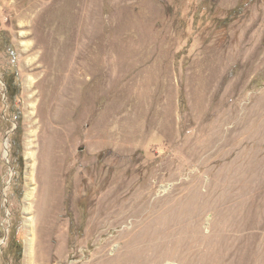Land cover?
Masks as SVG:
<instances>
[{"label":"rangeland","instance_id":"obj_1","mask_svg":"<svg viewBox=\"0 0 264 264\" xmlns=\"http://www.w3.org/2000/svg\"><path fill=\"white\" fill-rule=\"evenodd\" d=\"M60 77L84 103L65 149L86 170L66 166L52 201L60 142L39 93ZM7 80L20 86L13 104ZM96 167L103 177L87 175ZM128 183L119 210L142 206L95 235L91 201ZM262 189L264 0H0V264H87L102 246L106 264H264Z\"/></svg>","mask_w":264,"mask_h":264},{"label":"bare ground","instance_id":"obj_2","mask_svg":"<svg viewBox=\"0 0 264 264\" xmlns=\"http://www.w3.org/2000/svg\"><path fill=\"white\" fill-rule=\"evenodd\" d=\"M79 4V3H78ZM85 4V3H84ZM81 6H82V3L80 4ZM77 6V5H76ZM84 7H86V4H85V6ZM78 8V7H77ZM87 8V7H86ZM85 9V8H84ZM77 10V9H76ZM75 10V11H76ZM84 11H86V9L84 10ZM76 12H78V11H76ZM83 13V12H82ZM76 14V13H75ZM83 36V35H82ZM98 36V35H97ZM85 39V38H84ZM88 39V38H87ZM101 40V39H100ZM38 41V40H37ZM87 41V40H86ZM88 41H90V40H88ZM91 41H92V39H91ZM102 41H104V40H102ZM40 42V41H39ZM83 42V41H82ZM84 42H85V40H84ZM90 43V42H89ZM79 44V43H78ZM83 44V43H82ZM87 44V43H86ZM91 44V43H90ZM89 44V45H90ZM100 44H102V43H100ZM36 45H37V43H36ZM39 45V44H38ZM37 45V46H38ZM43 45V44H42ZM103 45H105V44H103ZM79 46V45H78ZM91 46V45H90ZM96 46H98L97 45V43H96ZM100 46V45H99ZM40 47V46H39ZM44 47V46H43ZM76 47V46H75ZM75 47H74V49H75ZM89 47V46H88ZM101 47V46H100ZM103 47V46H102ZM47 48V47H46ZM81 48V47H80ZM86 49H87V46L85 47ZM99 48V47H98ZM105 48V47H104ZM40 49H41V47H40ZM45 49V48H44ZM72 49V48H71ZM96 49V48H95ZM102 49V48H101ZM46 50V49H45ZM78 50V49H77ZM81 50H82V48H81ZM80 50V51H81ZM99 50V49H98ZM51 51V50H50ZM70 51V50H69ZM76 51V50H75ZM74 51V52H75ZM79 51V52H80ZM43 52H45L44 50H43ZM63 52V51H62ZM71 52V51H70ZM72 52H73V50H72ZM88 52H89V50H88ZM87 52V53H88ZM50 53V52H49ZM64 53V52H63ZM66 53H68V50L66 51ZM81 53V52H80ZM94 53H95V51H94ZM98 53V52H97ZM52 54V53H51ZM50 54V55H51ZM69 54V53H68ZM77 54V53H76ZM76 54H75V56H76ZM63 55V54H62ZM62 55H60V54H58L55 58H57L58 56H61L62 57ZM89 55V54H88ZM64 56V55H63ZM78 56V55H77ZM76 56V57H77ZM60 58V57H59ZM63 58V57H62ZM61 58V59H62ZM67 58V57H66ZM69 59V58H68ZM74 60H75V58H73ZM73 59H72V61H73ZM77 59V58H76ZM104 60H105V58H104ZM41 61V60H40ZM43 61V60H42ZM54 61V63H55V59L53 60ZM100 65H99V72H97L98 73V75L100 76V80H99V83H98V81H97V85H95V86H93V85H91V86H93L92 88H95V90H96V95H97V97L98 98H103V96H104V93H105V85H104V81H105V69H104V61H103V51L102 50H100ZM66 62V61H65ZM69 62V61H68ZM75 62V61H74ZM74 62H72V63H74ZM78 62V61H77ZM41 63V65H43L42 63H44V62H40ZM60 63H61V60H60ZM47 64V63H46ZM51 64V63H50ZM50 64H48V66L47 67H49V65ZM57 64V63H56ZM69 64V63H68ZM75 64V63H74ZM61 65V64H60ZM73 65V64H72ZM97 65V64H96ZM65 66V65H64ZM98 66V65H97ZM51 67H52V65H51ZM49 68V69H52V68ZM54 67V66H53ZM57 67V66H56ZM61 67H63V64L61 65ZM70 67V66H69ZM68 67V68H69ZM72 67H74V66H72ZM71 67V68H72ZM76 67V66H75ZM38 68H40V67H38ZM42 68V67H41ZM58 68V67H57ZM78 68V67H77ZM37 69V68H36ZM46 69V68H45ZM48 69V70H49ZM56 69V68H55ZM98 69V68H97ZM44 70V69H43ZM42 70V71H43ZM48 70H47V72H48ZM61 70V69H60ZM70 70V69H69ZM72 70V69H71ZM79 70V69H78ZM81 70V69H80ZM58 71H59V69H58ZM63 71H64V69H63ZM63 71L61 72V73H63ZM65 71H67V69L65 70ZM74 71H76V70H73V72ZM45 72V71H44ZM51 72V71H50ZM49 72V73H50ZM53 72H54V70H53ZM69 72V71H68ZM84 72V71H83ZM94 72H95V70H94ZM42 73V72H41ZM67 73V72H66ZM66 73H65V75H66ZM70 73V72H69ZM71 73H72V71H71ZM70 73V75H75L74 73L73 74H71ZM76 73V72H75ZM86 73V72H85ZM92 73V72H91ZM48 74V73H47ZM51 74H52V72H51ZM50 74V75H51ZM59 74V73H58ZM49 75V74H48ZM64 75V76H65ZM83 75V74H82ZM95 76H96V73L94 74ZM57 76V75H56ZM55 76V77H56ZM68 76V75H67ZM91 76V75H90ZM45 77V76H44ZM48 76H46V79H48L47 78ZM52 77V76H51ZM51 77H49L50 79H52ZM75 77V76H74ZM84 77V76H83ZM93 77V76H92ZM43 78V77H42ZM60 78H62V77H60ZM58 79L57 78V81L55 80V82L52 84V85H50L49 84V82H48V85H45V87H43V89L41 88V91H40V93H39V97H40V95H44V98L45 99H47V101H48V104H49V111L51 112V121H50V126H52L53 127V132H52V134H53V137L55 138V139H57L60 143H59V145L56 147L57 148V150H58V152H59V156H57L54 160H53V163H52V166H53V168H52V170H53V174H52V179H50L51 181H50V183H48V181H46L45 180V183H44V188H43V190H44V194L43 195H45V197L46 196H49L50 195V193L51 194H53L54 196H53V198H52V201H53V199H54V197H56V201H58V198H60V196H61V187H60V185H62V184H60V183H62V181H59V179L58 178H61L62 177V173H63V171H64V169L66 168V166H69L70 168L72 167V169H76V170H78V173H81V168L83 169L84 168V170H86V166H83V165H81L79 162H77L76 161V159H74V158H71L70 156H69V154L67 153V151H66V139L65 138H69V131L71 132V129H69V122L70 121H73V120H76L78 117H77V114H78V111L80 110V108L82 107V105L84 104V103H82V104H77L76 103V93L75 92H78V94H79V91H77L78 89L77 88H75L76 86H77V84H76V86L71 82V81H69L68 79H66V78H62V79ZM98 78V77H97ZM49 79V80H50ZM56 79V78H55ZM96 79V78H95ZM99 79V78H98ZM53 80V79H52ZM84 80V79H83ZM95 82V81H94ZM96 83V82H95ZM94 83V84H95ZM106 84V83H105ZM86 86H87V84H86ZM79 88V87H78ZM83 88V87H82ZM77 89V90H76ZM33 92V91H32ZM86 92V91H85ZM84 95V94H83ZM77 96H79V95H77ZM83 98V97H82ZM36 99V98H35ZM41 105V104H40ZM39 105V106H40ZM104 105V104H103ZM36 106V105H35ZM34 107V106H33ZM40 108H43V106H40ZM40 108H39V110H40ZM44 109V108H43ZM38 110V109H37ZM60 111V112H59ZM57 112L61 115V116H63V117H61L60 116V118H62L61 120H56L55 119V117H56V115H59V114H57ZM40 117V115L38 114V113H36V117ZM77 117V118H76ZM59 119V118H58ZM39 121V120H38ZM78 121H80V120H78ZM39 124V123H38ZM43 126V125H42ZM78 126V125H77ZM221 126H223V124L221 125ZM41 127V126H40ZM43 128V127H42ZM77 129V128H76ZM44 130V129H43ZM43 130H42V132H43ZM52 130V129H51ZM51 130H49V133L51 132ZM220 130V129H219ZM221 131V130H220ZM74 132V131H73ZM216 133V132H215ZM214 133V134H215ZM220 133V132H219ZM218 133V134H219ZM47 135V134H46ZM211 136V135H210ZM219 136H220V134H219ZM217 137V136H216ZM215 138V137H214ZM48 139V138H47ZM216 139V138H215ZM69 140V139H68ZM50 141H51V139H50ZM220 141H222V139L220 140ZM224 141V140H223ZM226 141V140H225ZM70 142V141H69ZM68 142V143H69ZM217 142V141H216ZM45 143V142H44ZM100 143V142H99ZM218 143V142H217ZM221 143V142H220ZM226 143V142H225ZM48 144V143H47ZM54 144V143H53ZM52 144V145H53ZM219 144V143H218ZM230 144V143H229ZM228 143H227V145H229ZM56 145V144H55ZM91 145V144H90ZM226 145V144H225ZM48 146H49V144H48ZM51 146V145H50ZM220 146V145H219ZM218 146V147H219ZM53 147V146H52ZM56 148H54V149H56ZM184 148V147H183ZM186 148H187V146H186ZM223 148V147H222ZM218 149V148H217ZM50 151H52V150H50ZM189 151V150H188ZM192 152H194V151H192ZM222 152V151H221ZM191 153V152H190ZM33 155V154H32ZM185 155H186V153H185ZM189 155H191V154H189ZM48 157H50V156H48ZM55 157V156H54ZM184 163V162H183ZM89 166V165H88ZM49 169V168H48ZM96 170H93V169H90V170H88V172H87V175L88 176H94V177H103L105 174H104V168L103 167H100V168H98V167H96L95 168ZM42 172V171H41ZM104 174V175H103ZM144 174V173H143ZM142 174V175H143ZM50 176V175H49ZM121 176H123L122 174H121ZM121 176H119V177H121ZM138 175H136V177H137ZM140 176V175H139ZM146 176V175H145ZM144 176V177H145ZM45 177V176H44ZM36 176H35V179H33V181H36ZM105 178H106V176H105ZM123 178V177H122ZM133 178V177H132ZM138 178H141V177H138ZM38 179H40V178H38ZM134 179H136V178H134ZM147 179V178H146ZM61 180H62V178H61ZM102 181H103V179H101ZM100 180V181H101ZM129 180V179H128ZM139 180V179H138ZM137 179H136V181H138ZM83 181V180H82ZM127 181V180H126ZM135 181V182H136ZM147 181H148V179H147ZM146 181V183H148ZM37 182V181H36ZM39 182V181H38ZM41 182V181H40ZM39 182V183H40ZM84 182V181H83ZM92 182V181H91ZM94 183V182H93ZM121 183V182H120ZM130 184H132L131 183V181L129 182ZM129 183H128V185H129ZM139 183V182H138ZM137 183V184H138ZM141 183V182H140ZM104 184H105V182H104ZM134 184V183H133ZM43 185V184H42ZM93 185V184H92ZM99 185V184H98ZM115 185V184H114ZM127 185V184H126ZM139 185V184H138ZM144 185H145V183H144ZM149 185V184H148ZM88 186V185H87ZM137 186V185H136ZM135 186V187H136ZM146 186H147V184H146ZM150 186V185H149ZM39 187V186H38ZM98 187V186H97ZM104 187H105V185H104ZM133 187V186H132ZM132 187H130V185L127 187V186H125V185H120V186H118L117 188H115L114 190H112V189H110L111 191H112V195H111V197H107V196H101V198H97V201L96 202H93V201H95V200H92L91 201V205H90V209H91V211H90V213H91V217H92V225L91 224H89V225H91V231H95V235H97V234H99V235H102L104 232H103V229H104V226H105V223H106V221H107V219H109V218H114L115 219V223L117 224V222H120L122 219H125V217H127V216H132V215H134L133 213L135 212L134 211V209L136 208V210H139L140 209V207L142 206H140L139 207V209L137 208V204L139 203V201H138V203H137V201L136 202H130L129 204H131V207H127L126 206V209H125V207H124V209L123 210H119L120 208H121V206H123V203L124 202H128V201H130L132 198H133V196H134V194H135V190L134 189H136L135 187H134V189L132 188ZM144 186H143V183H142V188H143ZM99 188V187H98ZM102 188V187H101ZM137 188H140V185H139V187H137ZM149 188V187H148ZM97 188H95V190H96ZM100 189V188H99ZM141 189V188H140ZM38 190H40V189H38ZM101 191H103V190H101ZM138 191H139V193L141 192V191H143V190H139L138 189ZM146 191V190H145ZM148 191H152V190H148ZM35 192H36V189L34 188L33 190H32V192L30 193V197H33L34 196V194H35ZM98 191H96V193H97ZM137 192V191H136ZM217 192V191H216ZM225 192V191H224ZM261 193H264V189H262L261 191H260ZM39 193H40V191H39ZM98 193H100V192H98ZM145 193V192H144ZM150 193V192H149ZM95 194V193H94ZM102 193H100V195H101ZM209 194V193H208ZM217 194V193H216ZM41 195V194H40ZM137 195V194H136ZM147 195V194H146ZM256 195H258V194H256ZM38 196H39V194H38ZM144 196V195H143ZM150 196V195H149ZM43 197V196H42ZM51 197V196H50ZM228 197V196H227ZM227 197H226V199H227ZM257 196H255V198H256ZM254 198V197H253ZM259 198V197H258ZM51 199V198H50ZM136 199V198H135ZM138 199H139V194H138ZM250 199V198H249ZM44 200V199H43ZM133 200V199H132ZM252 200V199H251ZM45 201L46 200H44V203H45ZM48 201V200H47ZM60 201V200H59ZM248 201H250V200H248ZM148 202V201H147ZM225 202V201H224ZM251 202H253V201H251ZM257 202V201H256ZM49 203H52L51 202V200H50V202ZM61 203V202H60ZM59 203V204H60ZM142 203V202H141ZM147 203H145V207L147 206L146 205ZM43 205H45V204H43ZM43 205H41V206H43ZM51 205V204H50ZM137 205V206H136ZM46 206V205H45ZM45 206H43L42 208H45V209H48V208H46ZM52 206V205H51ZM50 206V207H51ZM125 206V205H124ZM57 207H59L58 206V202H56L55 204H54V206H52V208H53V210L52 211H50L51 213H50V215H51V217H52V215H53V213H54V211H55V209L57 208ZM60 208V207H59ZM123 208V207H122ZM41 209V208H40ZM143 208H141V210H142ZM143 210H145V209H143ZM45 212V211H44ZM145 212H147V211H144V213ZM149 212V211H148ZM43 213V212H42ZM136 213V212H135ZM139 213V212H138ZM140 214V213H139ZM139 214H137L138 216H139ZM143 214V213H142ZM149 214V213H148ZM136 215V214H135ZM150 215V214H149ZM231 215V214H230ZM141 216H143V215H141ZM145 216V215H144ZM147 216V215H146ZM145 216V217H146ZM151 216V215H150ZM225 216V215H224ZM134 217V216H133ZM140 217V216H139ZM41 218V217H40ZM39 218V219H40ZM128 218V217H127ZM135 218H136V216H135ZM141 218V217H140ZM225 218V217H224ZM230 218V217H229ZM43 219V218H42ZM137 219H138V217H137ZM180 219V218H179ZM182 219V218H181ZM126 220V219H125ZM176 220H177V218H176ZM183 220V219H182ZM226 220V219H225ZM41 221V220H40ZM91 221H89V222H91ZM124 221V220H123ZM164 221V220H163ZM170 221H171V219H170ZM172 221H173V218H172ZM170 222L169 223V225L168 226H170L171 225V223H173V222ZM231 221V220H230ZM167 222V221H166ZM169 222V221H168ZM167 222V223H168ZM179 222V221H178ZM226 222H227V220H226ZM225 222V223H226ZM163 223V222H162ZM113 224H114V221H113ZM39 225V224H38ZM38 225L35 227V230H34V228H33V234H35V232H38L39 230H38ZM164 225H165V223H164ZM167 225V224H166ZM178 225H181V223H179ZM186 225V224H185ZM227 225H228V223H227ZM177 226V225H176ZM171 228H172V226H170ZM184 227V226H183ZM189 227V226H188ZM187 227V228H188ZM228 227V226H227ZM263 227V226H262ZM170 228V229H171ZM180 228V227H179ZM166 229H167V226H166ZM168 229H169V227H168ZM175 229L176 228H174L173 230L175 231ZM191 229H193L192 227H191ZM181 230V229H180ZM183 230V232H184V234L186 233L187 234V232H185L184 231V229H182ZM189 230V229H188ZM167 230H165V232H166ZM173 231V232H174ZM179 231V230H178ZM191 231H193V230H191ZM164 232V231H163ZM161 233H162V231H161ZM178 233V232H177ZM190 233V232H189ZM225 233V232H224ZM227 233V232H226ZM233 233V232H232ZM41 234V233H40ZM94 234V233H93ZM92 234V236H94ZM154 234V233H153ZM156 234V236H158L159 237V235H157V232L155 233ZM164 234H166V233H164ZM170 234H171V232H170ZM168 235V234H167ZM173 235H175V233H173ZM177 235V234H176ZM227 235V234H226ZM232 235V234H231ZM33 236V238H32V245H33V247H34V235H32ZM153 236H155V235H153ZM155 236V237H156ZM165 236V235H164ZM181 236V235H180ZM183 236V235H182ZM172 237V236H171ZM174 238H175V236H173ZM179 237V236H178ZM184 237V236H183ZM183 237L181 238V240L183 239ZM187 237V236H186ZM192 237V236H191ZM153 238V237H152ZM188 238V237H187ZM158 239H160V238H158ZM169 239V238H168ZM173 239V238H172ZM179 239V238H178ZM193 239V238H192ZM156 240V239H155ZM175 240V239H174ZM180 240V241H181ZM179 241V242H180ZM183 242H184V239H183ZM189 242V241H188ZM190 242H191V240H190ZM36 243V242H35ZM185 244V243H184ZM32 245H31V248H32ZM172 245V244H171ZM180 245V244H179ZM178 246V245H177ZM176 246V247H177ZM184 246V245H183ZM35 248V247H34ZM33 249V248H32ZM35 251V250H34ZM184 251V250H183ZM31 252V251H30ZM34 255V254H33ZM31 256V255H30ZM127 256H131V254L130 255H127ZM34 257V256H33ZM43 257V256H42ZM31 258V257H30ZM37 258V257H36ZM35 258V259H36ZM44 259H45V257H43ZM43 258H42V260H43ZM127 258V257H126ZM129 258V257H128ZM127 258V259H128ZM41 259V258H40ZM107 257H106V246H102V248H100L99 250H98V252L96 253V255H94L93 256V258H92V260L90 261V262H88L87 264H106V262H107ZM34 261V260H33ZM38 261V260H37ZM123 261V260H122ZM121 261V262H122ZM30 262V261H29ZM120 262V263H121ZM125 262V261H124ZM127 262V261H126ZM31 263V262H30ZM35 263H36V261H35ZM140 263V262H139ZM34 264V263H33ZM122 264H124V263H122ZM127 264H137L135 261H133L132 262V260L131 261H129V262H127ZM141 264V263H140Z\"/></svg>","mask_w":264,"mask_h":264},{"label":"trees","instance_id":"obj_3","mask_svg":"<svg viewBox=\"0 0 264 264\" xmlns=\"http://www.w3.org/2000/svg\"><path fill=\"white\" fill-rule=\"evenodd\" d=\"M7 86H8V97L11 103L13 104L16 102V97L20 93V86L17 83H15L14 80H7ZM20 130H21V121L18 120V128L16 130L15 136L20 134ZM14 146L17 147V144H14ZM14 157L16 158L18 157L20 160L22 159L19 153H15ZM13 239H14V236L11 237L10 235V240H13Z\"/></svg>","mask_w":264,"mask_h":264},{"label":"water","instance_id":"obj_4","mask_svg":"<svg viewBox=\"0 0 264 264\" xmlns=\"http://www.w3.org/2000/svg\"><path fill=\"white\" fill-rule=\"evenodd\" d=\"M5 99H7V94L5 95Z\"/></svg>","mask_w":264,"mask_h":264}]
</instances>
